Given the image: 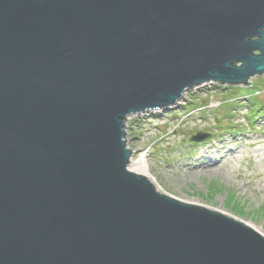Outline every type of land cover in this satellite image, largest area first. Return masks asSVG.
Here are the masks:
<instances>
[{
    "label": "water",
    "instance_id": "95a60500",
    "mask_svg": "<svg viewBox=\"0 0 264 264\" xmlns=\"http://www.w3.org/2000/svg\"><path fill=\"white\" fill-rule=\"evenodd\" d=\"M263 73L264 0H0V264H264V235L156 190L124 140Z\"/></svg>",
    "mask_w": 264,
    "mask_h": 264
},
{
    "label": "rangeland",
    "instance_id": "374dc122",
    "mask_svg": "<svg viewBox=\"0 0 264 264\" xmlns=\"http://www.w3.org/2000/svg\"><path fill=\"white\" fill-rule=\"evenodd\" d=\"M183 96L173 108L129 118L132 157L145 156L159 192L226 214L263 235L264 73L246 84L208 81ZM198 133L208 136L191 141ZM221 143L223 148L210 150L212 159H198L207 146ZM221 154L223 161L214 164Z\"/></svg>",
    "mask_w": 264,
    "mask_h": 264
},
{
    "label": "bare ground",
    "instance_id": "6f19581e",
    "mask_svg": "<svg viewBox=\"0 0 264 264\" xmlns=\"http://www.w3.org/2000/svg\"><path fill=\"white\" fill-rule=\"evenodd\" d=\"M187 92V91H186ZM184 95V94H183ZM182 95V97H184ZM182 99V98H181ZM181 99H179L175 104H173L172 106H169L168 108H161V109H159V110H166V109H170V108H173L174 107V105H176ZM154 110V109H153ZM148 111H150V110H147V111H143V112H139V113H136V115H139V114H143V113H146V112H148ZM132 115H135V114H131V115H129L127 118H126V121H125V136H124V140H125V142H126V147L129 149V150H131L130 149V147L128 146V143H127V132H126V126H127V122H128V120H129V118L132 116ZM222 142V141H221ZM221 148H223V144L221 143L219 146H217V145H213L212 147H210V146H207V148L206 149H204L203 150V152L201 153V155L198 157V159H200V158H202V157H204V158H209L210 157V153H213V151L212 152H210V150H215V151H217L218 149H221ZM214 151V152H215ZM131 152H132V150H131ZM132 155H133V152H132ZM225 155H220V157L219 158H216V162L214 163V164H216V163H218V162H220V161H223L222 159H223V157H224ZM132 157V156H131ZM130 157V160H129V164H128V168L131 170V171H134V172H136V173H139V174H141V175H143V176H145L148 180H149V182L150 183H152L153 184V182H152V177L151 176H149L148 175V173H147V171H148V164H147V162H146V160H145V156L143 155V154H140L139 156H137V157H135V158H131ZM209 159H212L211 157L209 158ZM153 186L156 188V190H158L157 189V187L153 184ZM245 224V223H244ZM247 225V224H246ZM254 230H256V231H258L257 229H254ZM260 232V231H259ZM264 235V234H263Z\"/></svg>",
    "mask_w": 264,
    "mask_h": 264
},
{
    "label": "trees",
    "instance_id": "16d2710c",
    "mask_svg": "<svg viewBox=\"0 0 264 264\" xmlns=\"http://www.w3.org/2000/svg\"><path fill=\"white\" fill-rule=\"evenodd\" d=\"M253 89L256 90L257 88H256V89L253 88ZM258 91H260V90H258ZM260 106H262V104H259L257 107H255V108H254L255 111L259 110V109L261 108ZM253 113H254V111H253ZM222 118H225V117L222 116ZM223 122H224V121H222L221 119L218 120L219 125H221V124L223 125ZM222 125H221V126H222ZM229 127H231V126H229Z\"/></svg>",
    "mask_w": 264,
    "mask_h": 264
}]
</instances>
